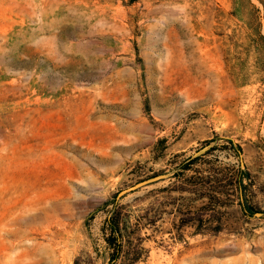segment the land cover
<instances>
[{"label":"rangeland","instance_id":"374dc122","mask_svg":"<svg viewBox=\"0 0 264 264\" xmlns=\"http://www.w3.org/2000/svg\"><path fill=\"white\" fill-rule=\"evenodd\" d=\"M210 145L205 158L250 172L264 209V0H0V264L92 256L119 204L138 218L135 264H264V215L233 196L220 232L193 233L203 199L171 187Z\"/></svg>","mask_w":264,"mask_h":264},{"label":"trees","instance_id":"16d2710c","mask_svg":"<svg viewBox=\"0 0 264 264\" xmlns=\"http://www.w3.org/2000/svg\"><path fill=\"white\" fill-rule=\"evenodd\" d=\"M131 1V0H129ZM134 49V57L139 60ZM140 113L153 128L161 129L162 125L158 119H154L148 112V103L145 96L140 97ZM231 142L228 138L225 139ZM232 144L235 154L239 151L237 144ZM166 146L163 136H158L152 143L151 154L153 159H157L162 155V150ZM213 148V145L205 148L203 151L194 154L186 155L178 161L177 166L173 168L171 176L179 178L177 184L172 185V188L179 190H186L190 196L188 200L182 202L183 205H188L195 199L202 198L203 201L198 207L194 208L191 217L194 218L193 233L199 232L202 234H215L220 232L219 218L223 207L231 201L233 196L238 204V208L242 214L250 215L253 211H259L264 215V209H258L249 203L246 194L250 191V184L252 176L247 169L238 165L231 164H216L208 160L204 155ZM176 155V154H173ZM172 159V158H171ZM201 160V162H200ZM169 163L173 160H169ZM201 163L202 169L199 167ZM160 172H152L149 176L159 174ZM114 192H111L107 197L101 200L99 208L105 207L109 202L114 199ZM176 196H170L167 202L173 203V206L178 207L176 204ZM123 204L114 205L109 208V211L104 215L99 230L102 238V249L98 250L93 244L94 254L80 255L77 253L73 255L72 264H97L96 260L99 259V264H135L141 259L145 251L141 246L142 236L138 234L137 225L138 218L132 222L127 221V212L122 209ZM217 209L212 214L211 223L205 229H200L204 221L210 220V216L205 214L209 209ZM152 219V218H151ZM150 219V221H152Z\"/></svg>","mask_w":264,"mask_h":264},{"label":"water","instance_id":"95a60500","mask_svg":"<svg viewBox=\"0 0 264 264\" xmlns=\"http://www.w3.org/2000/svg\"><path fill=\"white\" fill-rule=\"evenodd\" d=\"M157 176H158L157 174H154V175H151V176L145 177V178L140 179L139 181L134 182L133 184H131V185L125 187L124 189H131V188H133V187L139 185L140 183H144V182H147V181H149V180H152V179L156 178ZM253 213H254V214H259L260 212L256 210V211H253Z\"/></svg>","mask_w":264,"mask_h":264}]
</instances>
